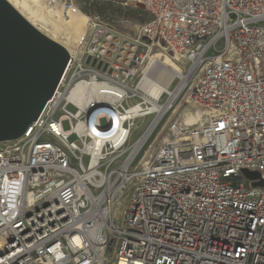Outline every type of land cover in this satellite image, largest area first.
Here are the masks:
<instances>
[{"label": "built area", "instance_id": "2783aa9c", "mask_svg": "<svg viewBox=\"0 0 264 264\" xmlns=\"http://www.w3.org/2000/svg\"><path fill=\"white\" fill-rule=\"evenodd\" d=\"M117 1L149 20L89 17L38 118L0 143V264H264V0ZM154 47L181 65L158 96ZM184 106L205 121L175 120Z\"/></svg>", "mask_w": 264, "mask_h": 264}, {"label": "water", "instance_id": "95a60500", "mask_svg": "<svg viewBox=\"0 0 264 264\" xmlns=\"http://www.w3.org/2000/svg\"><path fill=\"white\" fill-rule=\"evenodd\" d=\"M69 59L61 45L0 0V143L21 138L38 118ZM244 173L260 178L258 172Z\"/></svg>", "mask_w": 264, "mask_h": 264}, {"label": "bare ground", "instance_id": "6f19581e", "mask_svg": "<svg viewBox=\"0 0 264 264\" xmlns=\"http://www.w3.org/2000/svg\"><path fill=\"white\" fill-rule=\"evenodd\" d=\"M6 1L25 19V15L31 11L33 24L26 20L34 28L61 45L70 57H79L88 34L89 18L78 11L75 12V5L65 10L60 5H50L48 0ZM43 20L50 25H46ZM51 25L55 26L56 30ZM58 25L61 27H57ZM40 27H43L49 35L42 32ZM142 71L145 75L142 87L153 96H158L163 90H169L180 73L173 60L161 52H157V56L150 53ZM176 112L178 113L179 109L175 111L174 116L177 115ZM182 118L185 125L191 126L203 123L206 117L202 111L196 110L194 113L185 114Z\"/></svg>", "mask_w": 264, "mask_h": 264}, {"label": "rangeland", "instance_id": "374dc122", "mask_svg": "<svg viewBox=\"0 0 264 264\" xmlns=\"http://www.w3.org/2000/svg\"><path fill=\"white\" fill-rule=\"evenodd\" d=\"M73 1H74V5H75V12L78 11V13H81L82 15H86L88 18L91 16H100V17L104 18L105 20L109 21L110 23H112V25H114L119 30H125L126 28L129 27L130 24H128L127 21L134 22L132 24L136 25L138 23H140V24L145 23V22H147V20H149V16L147 15L146 12L143 11V9L141 8V4L136 5L134 3L132 4L131 2H126V1L121 2V1H117V0H73ZM25 17H26V19L29 20V22H31V24H33L32 23V17L33 16H32L31 11H29V13L27 15H25ZM43 21L45 22L46 25H48V26L50 25L45 20H43ZM51 26L54 29L56 28L53 25H51ZM35 27H38V26H35ZM57 27H61V26L58 25ZM40 30L42 32H45L46 34H48V32H46V30L43 27H40ZM57 31H60V30H57ZM224 47H225V42L221 41L218 44V49L222 50ZM157 52H161L164 55L168 56L170 59L173 60V62L176 64V66H178V68L180 69V67H181L180 61H178L171 53L164 52L160 47H154L150 53L157 56ZM178 83H179V81H178V79H176V81L174 83V87ZM136 103L137 102L132 101V102H130L129 105L132 106ZM68 111L73 113V114H76L78 112V109L76 107L70 105L68 107ZM194 112H196L195 109H192L191 107L184 106L180 110V112L177 114V118L175 120L179 119V122L184 123L182 117L185 114L194 113ZM152 120H153V117H147V118L138 119L135 121V127L133 128V135H132L130 143H129L130 146L134 145L136 143V141L147 131ZM175 120H174V122H175ZM64 128L66 131H69L71 129V123L66 121L64 123ZM70 141L76 142L77 138L75 136H72L70 138ZM85 162L87 163V160H85Z\"/></svg>", "mask_w": 264, "mask_h": 264}]
</instances>
